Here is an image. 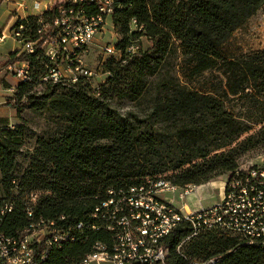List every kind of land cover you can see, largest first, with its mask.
Returning a JSON list of instances; mask_svg holds the SVG:
<instances>
[{
  "label": "trees",
  "instance_id": "16d2710c",
  "mask_svg": "<svg viewBox=\"0 0 264 264\" xmlns=\"http://www.w3.org/2000/svg\"><path fill=\"white\" fill-rule=\"evenodd\" d=\"M102 1L66 0L52 11L19 20L12 29L24 25L25 34L35 35L61 7L94 15ZM112 8L110 18L124 25L126 35L115 45L118 56L110 55L103 63L102 72L108 76L98 89L82 80L69 86L44 85L39 94L45 58L37 55L16 58V52L0 69L19 59L30 62L34 72L31 83L16 86L15 101L6 102L20 123L0 119V193L18 195L12 213L0 222L7 234L32 222L22 200L24 191L45 193L35 217L53 219L67 229L88 224L94 208L117 200L121 191L168 174L163 180L180 188L205 185L232 175L242 156L264 147V50L233 58L223 51L238 29L264 11V0H112ZM142 37L151 42L147 50L138 45ZM177 44L186 81L203 78L207 91H193L178 80ZM235 101L248 104L245 113L229 107ZM26 109L53 118L54 126L36 137L22 167L17 157L26 136ZM247 121L260 128L254 130ZM13 178L19 180L17 190ZM62 216L65 220L60 221ZM191 235L182 225L166 238V264H264L263 245L214 232L184 242ZM78 238L62 248L40 245L37 259L42 254L45 259L39 264L78 263L96 242L111 243L103 228H84Z\"/></svg>",
  "mask_w": 264,
  "mask_h": 264
},
{
  "label": "built area",
  "instance_id": "2783aa9c",
  "mask_svg": "<svg viewBox=\"0 0 264 264\" xmlns=\"http://www.w3.org/2000/svg\"><path fill=\"white\" fill-rule=\"evenodd\" d=\"M26 1L17 3V15L21 11L42 14L66 3V0H33L31 4ZM73 1L78 3L82 0ZM112 13V0H103L99 12L94 15L73 7H61L52 21H41L42 26L35 35L30 32L25 34L24 25L11 30L12 38L19 45L16 58L24 53L37 55V59L45 58V74L36 87L39 94L44 85L47 87L50 84L69 86L86 80L93 87L92 80L98 75L86 67L84 54ZM7 38L1 33L0 43ZM115 52V47L104 48L107 56ZM7 71L18 83H31L34 79L33 68L28 61L17 59L7 67ZM102 75L105 77L103 84L108 75ZM15 90L16 87L10 89L13 94L9 98L13 101ZM11 184L15 190L20 187L17 178H13ZM3 186L0 171V190ZM196 188L195 185L180 188L163 179L148 180L146 184L131 187L127 192L121 191L117 200L111 198L96 206L88 224L78 223L67 229L53 219L35 217L34 210L45 193L24 191L22 200L26 201V213L32 222L16 234L0 230V264H39L45 259L44 254L37 259L40 245L45 246L46 243L50 247L62 248L65 243L78 240V233L84 228L89 232L105 229L111 235V243L96 242L92 252L74 264H166L169 249L164 241L182 225L192 230V235L184 242L201 233L214 232L219 236L243 238L250 245L264 246V157L240 164L228 176L222 200L212 208L184 213L161 197L165 193H178L183 198ZM16 196L0 193L3 201L0 222L12 213L18 199ZM59 220L63 221L65 217ZM98 223L100 226H97ZM210 263L214 260L198 264Z\"/></svg>",
  "mask_w": 264,
  "mask_h": 264
},
{
  "label": "rangeland",
  "instance_id": "374dc122",
  "mask_svg": "<svg viewBox=\"0 0 264 264\" xmlns=\"http://www.w3.org/2000/svg\"><path fill=\"white\" fill-rule=\"evenodd\" d=\"M44 2V0H41ZM60 1V0H57ZM28 4H31L33 0H27ZM0 11H5V6L0 7ZM13 20V19H12ZM11 22V21H10ZM7 24V25H6ZM10 23H6V18L0 19V25L5 26V30L8 31L10 28ZM125 28L124 25L113 21L110 17L107 18L105 24L102 28V31L97 35L95 40L90 44L88 51L84 54V63L86 67L96 73L98 75L97 78H93L92 83L95 89H98L102 86V81L105 80V77L102 75L103 67L101 63H106L110 56L104 54V48L107 46L115 47L116 43L120 41L124 36ZM138 45L140 48L147 50L151 46V42L148 38L142 37L138 40ZM177 53H176V61H175V74L178 80L185 85L187 88L198 91L205 92L207 91L208 83L205 79L200 78L195 80L194 82H187L181 68L182 55L181 50L179 49V44L176 45ZM264 50V11L260 10L250 18L240 29H238L230 40L224 45L223 51L224 55L227 58H233L240 55H244L247 53H252L255 51ZM116 56H118L117 52H115ZM0 74V103L3 102L4 98L7 100L6 96H11L13 93L8 91L6 87L16 86L18 84V80L10 73H8L7 68L1 70ZM3 80V81H2ZM3 86H2V83ZM10 90V89H9ZM42 91L44 88L41 89ZM124 105L120 104V106ZM229 107L235 108L236 113H245L244 109L248 108V104L245 102L235 101ZM2 114H5L8 118H10L13 122L20 123L18 115H16L15 111H12L10 108H3ZM16 115V116H13ZM13 116V117H12ZM22 118L26 121V136L24 139V143L22 148L19 150V155L17 157L19 163L24 167L26 164V160L29 159V153H32L36 143V137L41 135L44 131H49V129L54 126V119L47 116L42 112H34L30 109H26L22 113ZM9 119V120H10ZM249 125L253 126L254 130H258L260 127L251 121H247ZM264 157V147L256 149V151L251 152L245 156L240 158V162L248 163L251 161H256L257 159ZM168 175H164L163 179H166ZM228 177L227 175H225ZM225 177L222 178V180ZM216 179L215 181H217ZM214 181V182H215ZM207 186V185H205ZM215 190L217 188H214ZM199 194L203 193L205 196L209 193V188H203L202 191H198ZM214 199L217 201L216 203L211 200L205 204L203 209H209L217 205L222 198L220 191H214ZM164 199L173 201L174 204L179 205L181 200H178L177 195L166 194L162 195Z\"/></svg>",
  "mask_w": 264,
  "mask_h": 264
},
{
  "label": "crops",
  "instance_id": "0c3cea01",
  "mask_svg": "<svg viewBox=\"0 0 264 264\" xmlns=\"http://www.w3.org/2000/svg\"><path fill=\"white\" fill-rule=\"evenodd\" d=\"M21 1L22 0H0V7L5 6V11H0V19L6 18V23H10L9 24L10 28L8 31L5 30V26L7 24L5 26L0 25V34L4 33L6 36H8V38L4 42L0 43V69H2V67L8 62L11 55H13L19 49L18 43L11 36L12 28L17 24V22L20 19H25L28 16L40 14V13L28 14V13H24L21 11L19 13V15H17L15 13V11L17 9V3H20ZM1 73H2V71H0V74ZM2 86H3V83H2ZM16 86H11L10 88L6 87V89H8V91H10L9 89L15 88ZM6 97L8 100V98L10 96L9 97L6 96ZM7 100L4 98L3 102L0 103V119H7L10 122V124H16V122H13L10 118L5 116V114H2V110H4L3 108H10V107L6 106ZM11 110L15 111V113L17 115L16 110H14V109H11ZM16 115H13V116H16ZM223 177H225V178L222 180ZM227 178L228 177H226V176H221V177L216 178V179H218L217 181H215L216 180L215 179V180L205 184L207 186H205V185L197 186L196 189L185 194L183 198H180L178 193H165V194H163V195H166V194L177 195L178 200H181V203L179 205L174 204L173 201L164 199L162 196L161 197L164 201L171 203L173 206H175L180 211H182L184 213H193V212L202 210L205 206H207V204H205V203L209 202L210 200L214 203L217 202L214 199L213 190L214 191H216V190L220 191V194L223 197L224 185L226 183ZM207 187L209 188L210 194H207V196H205L203 193L199 194L198 191H202L203 188H207ZM214 188H217V189L215 190ZM221 200H222V198L220 199V201ZM220 201H218V202H220Z\"/></svg>",
  "mask_w": 264,
  "mask_h": 264
}]
</instances>
